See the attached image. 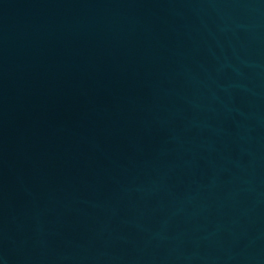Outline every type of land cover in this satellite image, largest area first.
I'll use <instances>...</instances> for the list:
<instances>
[{
  "label": "water",
  "instance_id": "water-1",
  "mask_svg": "<svg viewBox=\"0 0 264 264\" xmlns=\"http://www.w3.org/2000/svg\"><path fill=\"white\" fill-rule=\"evenodd\" d=\"M0 264H264V0H0Z\"/></svg>",
  "mask_w": 264,
  "mask_h": 264
}]
</instances>
